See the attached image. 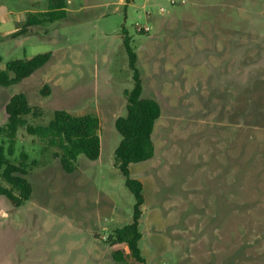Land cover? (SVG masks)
<instances>
[{
	"label": "rangeland",
	"instance_id": "obj_1",
	"mask_svg": "<svg viewBox=\"0 0 264 264\" xmlns=\"http://www.w3.org/2000/svg\"><path fill=\"white\" fill-rule=\"evenodd\" d=\"M48 1L0 0V19L23 17L37 2L47 9ZM66 1V20L28 41L0 43V71L52 52L23 82L0 86V128L10 99L24 93L32 126L47 125L58 110L98 116L101 155H80L67 173L58 148L18 131L11 159L28 154L33 194L20 207L0 196V264H124L109 245L135 206L115 162L122 140L115 122L133 88L124 27L143 96L162 107L154 157L130 165L144 186L147 264H264V0Z\"/></svg>",
	"mask_w": 264,
	"mask_h": 264
},
{
	"label": "trees",
	"instance_id": "obj_2",
	"mask_svg": "<svg viewBox=\"0 0 264 264\" xmlns=\"http://www.w3.org/2000/svg\"><path fill=\"white\" fill-rule=\"evenodd\" d=\"M68 3L66 0H51L45 11L29 13L18 30L8 37L0 35V43L7 39H17L24 35L34 34L38 28L66 20L68 18ZM124 47L129 57L132 71L133 88L126 91L127 113L119 117L115 126L122 140L115 152L116 166L125 178V185L135 199L134 215L131 224L118 229L109 240L113 249L112 258L117 263L147 264L142 255L140 241V220L144 199V186L141 181L131 176L130 165L152 159L155 155L153 134L157 121L162 115L159 102L143 96L144 86L141 72L137 66L138 56L131 46L128 30L122 29ZM52 52L40 53L31 58L9 61L6 69L0 71V86L9 87L23 82L36 71L51 61ZM33 112L26 94L14 95L6 106L8 122L0 128V137L6 139L0 144V177L5 183H0V196H5L15 207H20L31 199L33 186L28 180V154L22 153L20 160H12L16 152L18 131L26 128L27 132L48 142L51 147L59 149V157L63 170L74 173L76 161L80 155L95 161L100 158L102 143L100 137L101 123L94 114L73 115L65 110L54 113L47 125H29L25 119ZM4 141V140H3Z\"/></svg>",
	"mask_w": 264,
	"mask_h": 264
},
{
	"label": "crops",
	"instance_id": "obj_3",
	"mask_svg": "<svg viewBox=\"0 0 264 264\" xmlns=\"http://www.w3.org/2000/svg\"><path fill=\"white\" fill-rule=\"evenodd\" d=\"M50 1L51 0L48 1V6H49ZM67 3H69V1ZM47 9H42L40 2H37V3H34V9L33 10H26V11H24V16L23 17L21 15H14V16H12L10 18L0 19V27L3 26L4 24H7V23H12V24H15V26H16L14 30L7 31V32L2 31V29H0V35L3 36V37L10 36L11 34L15 33L18 30L19 25L24 22V20L27 18V16H28L29 13H35V12L45 11ZM68 12H70V9L69 8H68ZM39 29L40 28H38L37 31L34 34L24 35V36L19 37L17 39H22L23 41H25V40L28 41V40L31 39V37L40 35L39 32H38ZM17 39H7L5 41H8V40H17Z\"/></svg>",
	"mask_w": 264,
	"mask_h": 264
},
{
	"label": "built area",
	"instance_id": "obj_4",
	"mask_svg": "<svg viewBox=\"0 0 264 264\" xmlns=\"http://www.w3.org/2000/svg\"><path fill=\"white\" fill-rule=\"evenodd\" d=\"M148 1H153V2H155L156 0H148ZM171 2V4L172 5H175L176 4V2L174 1V0H171L170 1ZM147 13H152L151 11H148ZM165 13H167V9L165 8V7H161V8H159V14H161V15H163V14H165ZM136 27H137V30L138 31H145V32H149L150 30H151V27H149V26H147V25H142V24H140V23H136Z\"/></svg>",
	"mask_w": 264,
	"mask_h": 264
}]
</instances>
